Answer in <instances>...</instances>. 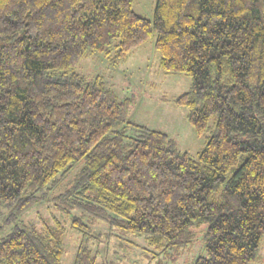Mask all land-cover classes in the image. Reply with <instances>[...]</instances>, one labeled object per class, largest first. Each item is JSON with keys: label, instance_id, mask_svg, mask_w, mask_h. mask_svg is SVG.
<instances>
[{"label": "trees", "instance_id": "obj_1", "mask_svg": "<svg viewBox=\"0 0 264 264\" xmlns=\"http://www.w3.org/2000/svg\"><path fill=\"white\" fill-rule=\"evenodd\" d=\"M134 1L0 0V233L11 227L0 264H61L63 224L20 221L47 200L81 235L73 264H97L84 243L98 221L144 236L154 264H175L203 226L192 264L260 262L264 0H155L148 20ZM152 40L161 70L192 81L173 103L205 137L195 157L129 121L130 101L103 77L76 71L89 53L127 63Z\"/></svg>", "mask_w": 264, "mask_h": 264}, {"label": "rangeland", "instance_id": "obj_2", "mask_svg": "<svg viewBox=\"0 0 264 264\" xmlns=\"http://www.w3.org/2000/svg\"><path fill=\"white\" fill-rule=\"evenodd\" d=\"M155 0H135L134 11L143 18L152 19ZM153 41L140 45L127 59V63L112 67L107 58L91 54L82 59L76 71L78 74L93 79L103 77L105 83L113 90L120 101H130L127 118L138 126L146 127L167 134L176 142L177 149L191 157L199 152L205 137H197L190 126L187 109L174 104V98L185 93L191 86L190 78L183 74H167L160 68L159 55L153 49ZM207 135V134H206ZM78 166L68 171L64 176H58L49 198L60 194L74 178ZM0 212L2 209L0 207ZM0 213V222L2 214ZM77 216L79 212H73ZM58 220L65 228L63 238L64 254L61 264H73L75 254L81 242V235L70 227L69 217L59 212L50 200L43 201L25 211L20 221L34 225L38 229L43 224L54 227ZM11 227L6 228L1 235L6 234ZM203 228L195 230V241L192 246L183 251L175 264H192L195 257L204 255ZM91 238L87 243L91 252L97 255V264H154L150 261V251L144 236L121 235L110 230L103 221H98L90 227ZM259 253L260 262L264 264V239Z\"/></svg>", "mask_w": 264, "mask_h": 264}]
</instances>
